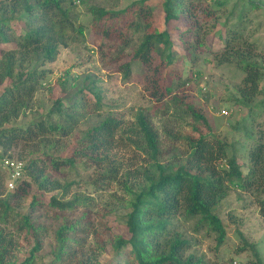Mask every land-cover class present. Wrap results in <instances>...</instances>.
I'll return each mask as SVG.
<instances>
[{"label":"rangeland","instance_id":"1","mask_svg":"<svg viewBox=\"0 0 264 264\" xmlns=\"http://www.w3.org/2000/svg\"><path fill=\"white\" fill-rule=\"evenodd\" d=\"M136 1L81 0L80 5L66 2V6L73 8L76 25H82L84 32L82 35L74 33L67 47H60L56 60L42 67L46 77L42 82L43 87L31 102L30 110L14 124L7 126L18 128L25 126L33 117H47L48 110L58 98L63 100L66 107L72 105L76 94L87 101V105L82 101L79 108L84 119L69 135H48L49 144L40 148L34 144L20 143L11 152L14 156L12 159L21 153L26 162L42 157L44 151L59 160L75 158L74 164L64 162L54 178L59 180L61 186H70L63 201H71L77 196L82 198V203L76 204L73 209L53 207L50 198L61 196L64 191L45 192L38 190L36 184L30 187L26 204L18 208V212L24 213L32 196L41 200L32 215L34 225L44 230L40 233L41 249L34 264L116 263L114 249L109 242L113 236L125 232V204L132 198L128 189L135 191L143 185L142 172L148 168L145 162L149 161V157L136 128L139 113L146 115L159 134L164 153L162 164L178 166L191 152L189 139L196 138L193 129L199 122L187 113V106L207 118L211 129L203 131L208 139L220 140L226 145V158L216 162L217 170L227 169L228 159L236 157L246 175L251 166L248 151L255 146L257 136L264 133V0H193L199 10L213 8L218 13L219 23L203 17L201 11L198 12L200 22L209 32L205 39L206 48L196 50L198 59L193 62V53L183 47L179 33H174L176 49L171 67L174 69V92L161 101L152 97L148 90L147 78L151 70L142 62L135 60L132 63L128 79L118 72L116 66L108 64V58L114 54L115 44L118 48L121 43L118 40H106L94 28L93 16L87 9L96 6L118 12ZM160 1L155 3L161 7ZM158 12L157 24L161 26L163 11ZM122 17L127 18V22L137 20L135 14ZM122 17L115 20L106 18L99 24L104 28H117L125 32L130 45L124 48V52L131 56L141 34L127 31L126 21ZM13 24L14 30L22 33L18 23ZM174 25V22L171 23V26ZM212 26L217 27L212 29ZM236 28L254 44L253 62L263 73L260 93L249 101L239 95L244 71L236 65H218L215 60V54L224 50L221 39ZM11 47L1 46L5 49ZM88 78L95 80L101 98L100 109H94L95 99L89 91H85ZM81 90L83 93L80 94ZM107 117L119 120L121 127L115 134L105 163L96 164L92 160L78 157L76 152L79 151V143L85 133ZM52 119L57 121V116L53 115ZM106 172L109 175H105ZM113 176L115 179L110 180ZM263 190L264 187L260 191L245 192L235 185L230 187L221 206L220 218L227 236L220 247H217L213 234L205 230L195 232L193 222L181 223V231L193 242L187 256L193 255L194 260L200 261V264H251L255 260L252 246L264 263V214L260 211V201L264 200ZM64 227L67 228L64 232L67 239L61 259L56 260L57 232ZM11 230L7 228L8 232ZM17 242L12 262L18 259L23 261L32 250L30 237L17 235Z\"/></svg>","mask_w":264,"mask_h":264},{"label":"trees","instance_id":"2","mask_svg":"<svg viewBox=\"0 0 264 264\" xmlns=\"http://www.w3.org/2000/svg\"><path fill=\"white\" fill-rule=\"evenodd\" d=\"M155 1L157 0H138L118 12L96 6H89L87 9L93 16L94 28L106 40H118L121 43L118 48L117 43L115 44L114 54L108 58V64L116 66L118 72L128 79L132 63L135 60L142 62L151 70L147 78L148 90L152 97L161 101L172 96L174 92V69L171 68L176 49L174 33H179L183 47L193 53L191 61H196V50L206 48L205 39L209 32L200 22L201 16L198 12L201 11L203 17L212 18L217 24L219 17L211 7L199 10L193 0H159L162 2L161 7ZM66 2L76 5L74 0H0L2 156L9 155L14 158L11 152L20 143L34 144L38 148L46 147L50 141L48 135L59 133L67 136L84 119L79 108L82 101L84 105H87V101L76 94L72 105L68 107L58 98L48 110L47 117L36 116L25 126L7 127L30 110L31 102L43 87L42 82L46 77V71L42 67L56 60L60 47H67L73 40L74 33L82 35L84 32L82 25H76L73 8L66 6ZM158 11H163L161 26L157 24ZM129 14H135L137 20L127 22V18L122 17ZM120 17L126 21L127 31L141 34L131 56L124 52V48L130 45L125 32L117 28H104L99 24L106 18L115 20ZM15 22L23 30L22 33L14 30ZM173 22L175 25L171 26ZM238 28L230 30L221 39L224 50L215 54V60L218 65H236L244 71L245 77L239 88V95L249 101L260 93L259 85L263 73L253 62L254 44ZM2 45L12 47L5 49L1 48ZM88 80L85 91H89L95 99L94 109H100L101 98L95 80ZM79 93H83V90ZM186 110L199 125L193 129L196 138L189 139L191 152L178 166L161 163L164 153L157 130L144 113H139L136 117L138 135L149 157V161L145 162L148 163V168L142 172L143 185L135 191L127 188L132 198L125 204V232L113 236L109 242L114 249L116 263L113 264H200V261L194 260L193 255L187 256L193 242L181 231V223L193 222L195 232L205 230L208 234H213L217 247H220L227 236L220 212L230 187L235 185L245 192L260 191L264 187V133L257 136L255 146L248 151L251 166L246 175L236 157L228 159V168L220 171L215 164L226 158V145L220 140L208 139L203 130L209 131L211 126L205 115L190 106ZM53 115L57 116V121L52 119ZM120 124L119 120L107 117L91 127L79 143V151L76 152L78 157L92 160L96 164L105 163ZM46 153L44 151L42 157L32 158L27 162L21 153L15 157L25 163V179L13 191L6 190L5 176L0 169V264H34L41 249L40 233L44 230L36 227L32 220L41 200L32 196L26 211L18 212V208L26 204L32 185L37 184V189L45 192L64 191L61 196L54 195L50 198V204L58 209H73L76 204L83 202L77 196L71 201H63L70 186L63 187L54 178L64 162L74 164L75 158L59 160ZM109 172L112 174V171ZM109 172L105 175H109ZM260 211L264 214V200L260 201ZM7 228H12L13 231L8 232ZM64 228L57 232L56 260L61 259L64 251L67 239L64 236L67 228ZM17 235L30 237L33 245L28 257L23 261L18 259L12 262L11 258L17 249ZM251 249L255 259L251 264H264L252 246Z\"/></svg>","mask_w":264,"mask_h":264},{"label":"built area","instance_id":"3","mask_svg":"<svg viewBox=\"0 0 264 264\" xmlns=\"http://www.w3.org/2000/svg\"><path fill=\"white\" fill-rule=\"evenodd\" d=\"M74 3L78 5L79 0H74ZM0 169L5 176V188L7 191H13L18 188L19 184L25 179V163L8 157L2 156L0 150Z\"/></svg>","mask_w":264,"mask_h":264}]
</instances>
